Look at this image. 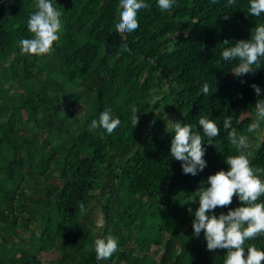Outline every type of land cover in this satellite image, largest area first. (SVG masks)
Instances as JSON below:
<instances>
[{
  "label": "trees",
  "instance_id": "16d2710c",
  "mask_svg": "<svg viewBox=\"0 0 264 264\" xmlns=\"http://www.w3.org/2000/svg\"><path fill=\"white\" fill-rule=\"evenodd\" d=\"M36 2L0 0V264H47L40 254L51 250L58 254L52 264H224L226 250L207 251L203 231L193 236L194 193L208 186L209 175L227 170L226 156L238 154L224 119L245 135L252 122L241 115L256 102L251 85L261 87L264 59L254 73L231 77L236 62L221 54L250 39L264 14L249 15V0H177L168 12L145 0L139 28L122 37L115 30L119 0H52L63 13L60 40L54 52L37 57L19 47L32 37L27 21ZM107 109L120 126L111 135L89 130ZM202 116L217 123L220 146L204 137L207 166L185 175L170 156L173 122L200 131ZM262 130L249 157L258 169L264 123ZM91 202L103 216L96 237L87 217ZM239 206L234 197L229 207ZM108 235L118 238L119 250L97 260L94 241ZM249 245L264 250V235Z\"/></svg>",
  "mask_w": 264,
  "mask_h": 264
},
{
  "label": "clouds",
  "instance_id": "9594fccd",
  "mask_svg": "<svg viewBox=\"0 0 264 264\" xmlns=\"http://www.w3.org/2000/svg\"><path fill=\"white\" fill-rule=\"evenodd\" d=\"M217 0H211L215 4ZM236 0H227L228 6H232ZM177 0H157V6L162 12L171 11L176 6ZM36 11L28 21L27 29L32 34L31 38L21 39L19 47L21 54L32 56H45L54 52V43L60 40L63 22L62 11L54 7L52 0H37ZM149 5L145 0H119V22L115 30L122 37L139 28L138 13L147 9ZM248 14L260 17L264 14V0H249ZM228 17L226 16L225 19ZM223 44L230 42L224 40ZM231 46L225 47L221 59L225 62H236L231 72L239 77L252 74L261 68L264 59V24L255 26L251 30V38L237 40ZM219 63V61H218ZM251 88L257 97L254 106V119L247 126L248 133H254L264 123V99L261 96V88L253 83ZM203 95L210 94L208 83H204L201 89ZM132 125L136 128L139 123L138 109L133 108ZM121 124L120 119L113 118L111 110L100 113L99 119H93L89 130L103 128L111 135ZM200 131L194 130L191 124L173 122L174 135L170 143V156L181 163L182 173L196 176L207 166L204 159L207 144L216 149L220 146L216 138L220 135V128L214 120L202 116L198 121ZM223 128L227 131L228 142L235 146L237 155H228L224 158L227 170H219L207 178V187H199L195 191V197L199 199V206L194 212L192 221L193 236L199 237L203 231L206 240V249L209 252L226 250L224 264H262L264 262V250L255 245L245 247L246 241L253 240L264 235V202H259L264 197V179L261 173L264 169L254 168L251 165L250 156L253 144L248 135L238 133L232 126V118L229 116L223 121ZM201 131L203 135H201ZM237 197L241 206L235 209L229 206L233 198ZM196 198L188 203H195ZM80 211H85L84 204H79ZM217 208H228L227 213L214 214ZM187 211L193 214L189 207ZM247 249V251H245ZM119 250L118 238L108 235L97 238L94 241V251L97 260H108Z\"/></svg>",
  "mask_w": 264,
  "mask_h": 264
},
{
  "label": "rangeland",
  "instance_id": "374dc122",
  "mask_svg": "<svg viewBox=\"0 0 264 264\" xmlns=\"http://www.w3.org/2000/svg\"><path fill=\"white\" fill-rule=\"evenodd\" d=\"M232 76H234V74H231V77ZM260 88H261V96L259 98L264 99V79L262 81ZM254 106H255V103L252 105H249L247 107V109L243 111L241 118H245V117L249 116L253 120L254 119ZM171 115L173 116V119H175L174 114L171 113ZM262 132H263V130H262V124H261L260 129H258L256 132H254V133L246 132V135L249 136L251 142L254 141L255 145H258L259 140L262 136ZM92 205H94L93 206L94 208H91V210H90V207ZM87 217L91 222L90 229L92 231V237H96L100 227L102 226L103 216H102V213H101L98 205L95 204L94 202H91L89 204V206L87 207ZM32 229L37 230L36 227H33ZM24 236H25L24 239H27L28 232L26 234H24ZM148 253L150 255H152L155 259H158L160 257V254H161V252L157 251L155 248H152L151 250H149ZM57 257H58V254L55 250H51L48 252L44 251V252H41V254H40L41 260L47 264H52L53 261H55Z\"/></svg>",
  "mask_w": 264,
  "mask_h": 264
},
{
  "label": "water",
  "instance_id": "95a60500",
  "mask_svg": "<svg viewBox=\"0 0 264 264\" xmlns=\"http://www.w3.org/2000/svg\"><path fill=\"white\" fill-rule=\"evenodd\" d=\"M127 48H128L127 44L124 43V44H122L120 50H121V51H124V50H126Z\"/></svg>",
  "mask_w": 264,
  "mask_h": 264
}]
</instances>
